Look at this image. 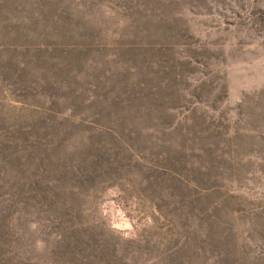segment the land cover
Listing matches in <instances>:
<instances>
[{"label":"rangeland","instance_id":"obj_1","mask_svg":"<svg viewBox=\"0 0 264 264\" xmlns=\"http://www.w3.org/2000/svg\"><path fill=\"white\" fill-rule=\"evenodd\" d=\"M0 264H264V0H0Z\"/></svg>","mask_w":264,"mask_h":264}]
</instances>
